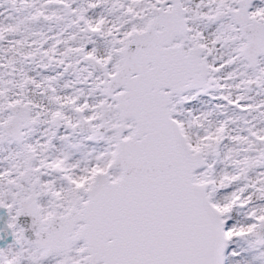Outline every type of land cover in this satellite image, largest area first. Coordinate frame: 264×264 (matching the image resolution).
Returning a JSON list of instances; mask_svg holds the SVG:
<instances>
[{"label": "snow or ice", "instance_id": "6c2138e0", "mask_svg": "<svg viewBox=\"0 0 264 264\" xmlns=\"http://www.w3.org/2000/svg\"><path fill=\"white\" fill-rule=\"evenodd\" d=\"M0 264H264V0H0Z\"/></svg>", "mask_w": 264, "mask_h": 264}]
</instances>
